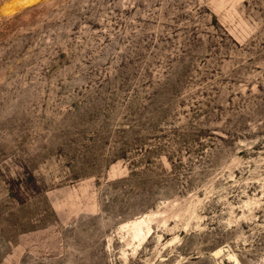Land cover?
<instances>
[{
    "label": "rangeland",
    "instance_id": "rangeland-1",
    "mask_svg": "<svg viewBox=\"0 0 264 264\" xmlns=\"http://www.w3.org/2000/svg\"><path fill=\"white\" fill-rule=\"evenodd\" d=\"M0 0V264H264V0Z\"/></svg>",
    "mask_w": 264,
    "mask_h": 264
},
{
    "label": "bare ground",
    "instance_id": "bare-ground-1",
    "mask_svg": "<svg viewBox=\"0 0 264 264\" xmlns=\"http://www.w3.org/2000/svg\"><path fill=\"white\" fill-rule=\"evenodd\" d=\"M33 0H22L19 2L20 6H25V5H29Z\"/></svg>",
    "mask_w": 264,
    "mask_h": 264
}]
</instances>
